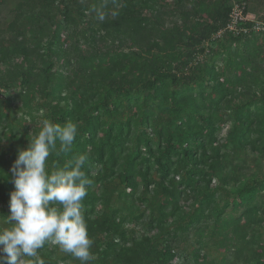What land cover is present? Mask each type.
<instances>
[{"label": "trees", "instance_id": "obj_1", "mask_svg": "<svg viewBox=\"0 0 264 264\" xmlns=\"http://www.w3.org/2000/svg\"><path fill=\"white\" fill-rule=\"evenodd\" d=\"M245 1L264 21V0ZM231 8L0 0V227L19 150L43 120L72 121L73 152L47 163L88 157L91 264H264V33L217 36Z\"/></svg>", "mask_w": 264, "mask_h": 264}, {"label": "clouds", "instance_id": "obj_2", "mask_svg": "<svg viewBox=\"0 0 264 264\" xmlns=\"http://www.w3.org/2000/svg\"><path fill=\"white\" fill-rule=\"evenodd\" d=\"M96 18L106 19L99 9ZM78 125L43 120L39 132L20 149L11 168L15 190L10 198L8 226L0 227V264H45L38 250L46 243L79 261L91 264L95 259L82 201L90 183L83 171L86 154L72 155L63 166L48 165L55 153L73 152Z\"/></svg>", "mask_w": 264, "mask_h": 264}, {"label": "built area", "instance_id": "obj_3", "mask_svg": "<svg viewBox=\"0 0 264 264\" xmlns=\"http://www.w3.org/2000/svg\"><path fill=\"white\" fill-rule=\"evenodd\" d=\"M231 2L229 21L225 28L218 32L217 36H221L227 31L235 35L264 33V21L247 12V1L231 0Z\"/></svg>", "mask_w": 264, "mask_h": 264}, {"label": "rangeland", "instance_id": "obj_4", "mask_svg": "<svg viewBox=\"0 0 264 264\" xmlns=\"http://www.w3.org/2000/svg\"><path fill=\"white\" fill-rule=\"evenodd\" d=\"M3 14L5 17H8L9 13H8V7L7 6L3 7ZM211 253L217 259H222V257H223V254L220 251L216 250L215 248L214 249L211 248Z\"/></svg>", "mask_w": 264, "mask_h": 264}, {"label": "crops", "instance_id": "obj_5", "mask_svg": "<svg viewBox=\"0 0 264 264\" xmlns=\"http://www.w3.org/2000/svg\"><path fill=\"white\" fill-rule=\"evenodd\" d=\"M250 14H252V13H250ZM253 16H255L254 14H252Z\"/></svg>", "mask_w": 264, "mask_h": 264}]
</instances>
